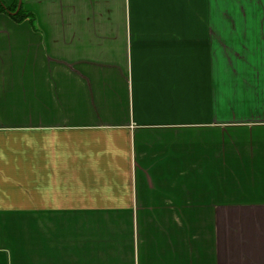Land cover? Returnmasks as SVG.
<instances>
[{"label": "crops", "instance_id": "crops-1", "mask_svg": "<svg viewBox=\"0 0 264 264\" xmlns=\"http://www.w3.org/2000/svg\"><path fill=\"white\" fill-rule=\"evenodd\" d=\"M0 264H264V0H2Z\"/></svg>", "mask_w": 264, "mask_h": 264}, {"label": "trees", "instance_id": "trees-1", "mask_svg": "<svg viewBox=\"0 0 264 264\" xmlns=\"http://www.w3.org/2000/svg\"><path fill=\"white\" fill-rule=\"evenodd\" d=\"M13 10H14V12H16L15 9H13ZM0 11H7V12H10V13L12 14L13 18H14L16 21H18V22H20V21H22V20H24V19H26V18H28V17H31V13L25 12L22 8H20V10H19L18 12H16V13H12V12L10 11V9L7 8V7L4 5V3L2 2V0H0Z\"/></svg>", "mask_w": 264, "mask_h": 264}, {"label": "water", "instance_id": "water-1", "mask_svg": "<svg viewBox=\"0 0 264 264\" xmlns=\"http://www.w3.org/2000/svg\"><path fill=\"white\" fill-rule=\"evenodd\" d=\"M20 6H21V2H20L18 9L16 10V12H18L20 10ZM16 12H14V13H16Z\"/></svg>", "mask_w": 264, "mask_h": 264}]
</instances>
